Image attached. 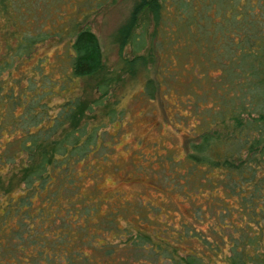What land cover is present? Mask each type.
<instances>
[{"label": "trees", "instance_id": "obj_1", "mask_svg": "<svg viewBox=\"0 0 264 264\" xmlns=\"http://www.w3.org/2000/svg\"><path fill=\"white\" fill-rule=\"evenodd\" d=\"M219 1L201 34L194 29L200 18H167L166 5L158 3L168 23L155 32L157 86L167 62L190 58L191 66L183 67L192 73L189 104L193 110L209 103L201 107L197 140L184 144L182 169L173 166L160 190L167 202H140L144 214L134 208L146 227L129 219L116 225L113 214L90 220L97 201L77 191L83 173L76 166L92 168L85 160L104 146L105 123L123 116L117 108L122 94L113 89L145 69L144 54L123 57L109 95L100 104L89 97L104 80L92 18L115 0L2 1L0 264H264V204L255 197L264 193V0ZM59 5H72L62 27L44 28ZM25 16L36 25L29 28ZM129 23L130 17L112 35L116 49ZM39 33L47 39L73 33L56 55L55 78L42 72L44 57L27 73L19 70L42 44L20 43L22 37ZM52 98L63 100L51 107Z\"/></svg>", "mask_w": 264, "mask_h": 264}, {"label": "rangeland", "instance_id": "obj_2", "mask_svg": "<svg viewBox=\"0 0 264 264\" xmlns=\"http://www.w3.org/2000/svg\"><path fill=\"white\" fill-rule=\"evenodd\" d=\"M2 1L0 0V11L3 8ZM50 1L54 2V0ZM159 2L160 5L164 3L169 10L166 12L167 18L178 16L185 20L200 18L202 20L200 26L194 24L198 34L203 33L204 23L209 18L207 14L213 13L215 16L220 4L219 0H152L151 5L144 4L145 0H115L113 4L106 5L98 15L92 18L93 24L90 30L99 42L104 80L99 88L91 91L89 95L91 99L98 100L96 102L98 104L104 96L109 95L113 74L123 57L144 54L146 63L141 75H136L133 81L125 80L121 86H115L113 89L114 95L122 94L117 108L123 111V116L118 122L110 125L105 123V131L100 135L104 146H101L100 152L90 154L85 160L93 165L92 168L84 171L81 165L76 166V169L83 173L78 181V193L90 195L89 199L97 201V208L94 215L90 216V220L102 221L103 216L113 214L116 225H123L124 220L129 219L133 224L142 223L146 227L147 222L144 216L139 215L136 210L134 212V208L140 209V202L153 204L167 202L166 194L160 190L165 185L164 182L169 174L172 173L173 166L178 171L182 169L183 165L179 162L184 152V144L189 140H197L194 135L199 131L200 118L206 112L201 107L209 103L204 101L205 103H200V108L193 110L189 104L187 86L192 73L184 71L183 67L187 69L191 66L190 58L180 59L174 64L167 62V65L162 68L164 74L162 84L157 86L155 82L154 53L161 51L155 32L158 26L168 23L166 19L160 17L164 8L158 5ZM71 6L59 5V12L46 17L43 27L49 28L51 24L62 27L63 19L66 17L64 13L71 10ZM35 15L38 14L35 13L33 19L36 18ZM128 17H130L128 31L116 49L112 42V35ZM24 19L30 22L29 28L36 25L32 16H25ZM51 28L50 30H55ZM72 37L73 33L49 39L42 33L22 37L23 40L20 43L42 44L34 48L33 56L31 55L28 61L20 65L19 70L26 72L29 66H33L36 61L44 57L45 62L41 71L49 72L51 77L55 78L58 76L61 65L58 60L56 62V55L64 51V47ZM160 55L164 58L162 54ZM168 58L169 55H165V60ZM210 76L214 77L213 74ZM76 90L78 93V89ZM62 100V98H52L49 104L53 107ZM102 152L106 153L105 157H101ZM152 186L159 190L155 191ZM78 193L76 192V198ZM256 194L255 197L259 203L264 204V193L257 190ZM171 200L179 206H185L179 201L177 195L172 194ZM139 213L144 214L145 209H140ZM149 216L151 217L150 214ZM155 218H161V214ZM112 236L108 237L112 238ZM118 238L119 236L113 237V242H117ZM82 250L89 253L85 245ZM118 253H120L119 249Z\"/></svg>", "mask_w": 264, "mask_h": 264}, {"label": "water", "instance_id": "obj_3", "mask_svg": "<svg viewBox=\"0 0 264 264\" xmlns=\"http://www.w3.org/2000/svg\"><path fill=\"white\" fill-rule=\"evenodd\" d=\"M262 80H263V84H264V62H263V65H262Z\"/></svg>", "mask_w": 264, "mask_h": 264}]
</instances>
